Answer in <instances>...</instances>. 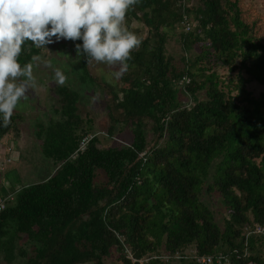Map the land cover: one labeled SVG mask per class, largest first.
<instances>
[{"label": "trees", "instance_id": "trees-1", "mask_svg": "<svg viewBox=\"0 0 264 264\" xmlns=\"http://www.w3.org/2000/svg\"><path fill=\"white\" fill-rule=\"evenodd\" d=\"M184 18L194 21L189 31ZM259 23L239 0H139L125 26L142 44L123 74L108 82L83 56L78 74L103 91L107 135L129 130L131 138L104 144L79 113L78 92L60 86L59 117L34 125L52 174L6 189L0 252L25 264H105L113 253L121 264H203L198 257L219 255L222 264H264V232L255 231L264 228V93L246 87L264 85ZM177 27L182 67L166 50ZM38 52L26 43L20 63ZM21 120L13 114L0 140L18 137ZM203 192L219 196L221 221Z\"/></svg>", "mask_w": 264, "mask_h": 264}, {"label": "rangeland", "instance_id": "rangeland-1", "mask_svg": "<svg viewBox=\"0 0 264 264\" xmlns=\"http://www.w3.org/2000/svg\"><path fill=\"white\" fill-rule=\"evenodd\" d=\"M239 6L245 17L257 19L264 30V0H239ZM138 25L141 24L135 20L132 21L133 27ZM179 32L180 29L177 27L168 35L166 50L173 56L174 63L178 67H182L181 56L184 52L180 46ZM76 43L79 41L61 40L48 45L47 48H39V52L34 54L28 63L32 67L34 86L29 88L26 98L21 100L14 111V114L22 117L18 124V137H14L9 132L0 140V162L4 159L6 147L9 145L14 146L19 156L15 162L5 165L3 171H0L1 198L7 196L4 194L10 184L18 187L46 180L52 174V161L42 155L34 125L37 122L47 123L49 120L59 117L55 109L59 107L58 89L60 86H68L78 92L79 113L82 117L91 118L93 121L91 126L104 144L111 145L121 142V138L127 142L131 138L129 130L115 134L113 138L107 135L109 120L103 103V91L96 84L83 83L79 78L80 57H77L76 54ZM90 68L92 72L108 82H115L118 79L115 76V73L119 71L118 66H109L93 61ZM216 69L225 78L229 74L226 68L218 67ZM56 70L65 74L64 85L54 83ZM246 87L254 97H259L261 93H264V85L255 81L248 82ZM199 96L202 97V92L197 94V97ZM179 98L188 105L192 103V99L188 95L180 93ZM150 138L151 134L148 133L147 140L149 141ZM201 199L214 211L217 220L221 221L225 212L219 196L215 193L203 192ZM23 258L15 253H9L6 256L0 252V264H25ZM105 264L121 263L116 259V253H113L106 259Z\"/></svg>", "mask_w": 264, "mask_h": 264}, {"label": "clouds", "instance_id": "clouds-1", "mask_svg": "<svg viewBox=\"0 0 264 264\" xmlns=\"http://www.w3.org/2000/svg\"><path fill=\"white\" fill-rule=\"evenodd\" d=\"M139 0H0V127H7L26 98L34 77L30 64L20 63L23 46L47 48L61 40L75 44L77 57L118 66L119 78L142 39L125 26L127 12ZM65 74L55 71L54 83Z\"/></svg>", "mask_w": 264, "mask_h": 264}, {"label": "built area", "instance_id": "built-area-1", "mask_svg": "<svg viewBox=\"0 0 264 264\" xmlns=\"http://www.w3.org/2000/svg\"><path fill=\"white\" fill-rule=\"evenodd\" d=\"M193 26H194L193 20H187L186 18H184L183 28L185 31H189ZM182 81L188 82V80L185 78H183ZM92 137H93V134H91V133L82 137L80 142H79L77 150L73 153L71 158H75L79 152H82L86 148L89 140ZM18 157H19L18 152L15 150L14 146H12V145L7 146L4 159L2 160V162H0V171H3L5 165L15 162L18 159ZM7 198L8 197L0 198V213L5 208ZM255 231L264 232V228L259 226L256 228ZM152 257H154V256H152ZM164 259L167 261L169 259V256H164ZM222 259H223V256H220V255L217 257H214V258L211 256H203V257L197 258V260L203 264H222L223 263ZM146 261H147V258H145L143 260H139V263L142 264Z\"/></svg>", "mask_w": 264, "mask_h": 264}, {"label": "crops", "instance_id": "crops-1", "mask_svg": "<svg viewBox=\"0 0 264 264\" xmlns=\"http://www.w3.org/2000/svg\"><path fill=\"white\" fill-rule=\"evenodd\" d=\"M0 198H1V196H0Z\"/></svg>", "mask_w": 264, "mask_h": 264}]
</instances>
